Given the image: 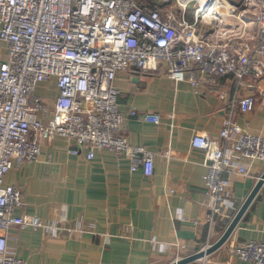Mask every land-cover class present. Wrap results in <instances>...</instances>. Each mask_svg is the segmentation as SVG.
Segmentation results:
<instances>
[{
    "label": "built area",
    "instance_id": "obj_1",
    "mask_svg": "<svg viewBox=\"0 0 264 264\" xmlns=\"http://www.w3.org/2000/svg\"><path fill=\"white\" fill-rule=\"evenodd\" d=\"M246 2L255 11L253 34L244 14L235 17V30L221 28L216 0L195 1V20L182 18L178 24L173 13L164 19L149 0H0V42L6 48L0 62V264H28L7 252L8 228L56 229L37 216L19 214L22 192L4 181L11 169L35 162L46 141L65 139L75 146L71 154L84 149L88 160L101 150L122 154L130 171L141 168L145 177L153 175L154 153L118 135L125 117L114 83L117 73L151 72L164 62L174 83L187 82L196 93L224 76L233 75L240 86L246 76L264 75V0ZM181 8L184 12L187 6ZM204 15L211 19L204 22ZM50 84L51 100L37 94ZM258 93L264 103V89ZM225 98L221 92L219 99ZM226 104L230 111L220 140L204 134L191 140L208 160L204 182L211 224L225 215L223 174L250 176L252 165L264 161V136L246 132L231 117L235 109L252 112L256 97L235 96ZM129 115L160 123L159 115L133 107ZM233 136L229 154L225 143ZM231 253L249 264H264V241H247Z\"/></svg>",
    "mask_w": 264,
    "mask_h": 264
},
{
    "label": "crops",
    "instance_id": "obj_2",
    "mask_svg": "<svg viewBox=\"0 0 264 264\" xmlns=\"http://www.w3.org/2000/svg\"><path fill=\"white\" fill-rule=\"evenodd\" d=\"M149 1L164 19L173 13L176 24L182 18L195 20V1L186 3L184 12L180 0ZM227 4L216 13L220 27L235 30V17L244 14L253 34L255 11L246 0ZM206 16L204 22L211 19ZM5 57L0 42V62ZM166 69L160 62L151 72L121 71L114 82L125 117L118 135L154 153L153 175L145 177L141 168L130 171V161L122 154L101 150L88 160L84 149L71 154L75 146L65 139L46 141L35 162L11 169L4 181L22 192L19 214L37 216L56 229L8 228L9 254L28 264H169L220 238L264 172V161L252 165L250 176L223 174L225 215L211 224L206 220L211 199L204 182L208 160L204 151L191 146V140L196 134L220 140L219 131L230 111L226 103L235 96L252 95L254 110L241 114L235 109L231 117L246 132L264 136V103L258 93L264 89V75L246 76L240 86L233 75L224 76L196 93L187 82L174 83ZM221 92L226 97L223 102ZM37 94L51 100L53 84L40 86ZM132 107L159 115L160 123L137 120L129 115ZM236 137L225 143L229 154ZM250 240L264 241V184L226 242L189 264H249L231 249Z\"/></svg>",
    "mask_w": 264,
    "mask_h": 264
},
{
    "label": "water",
    "instance_id": "obj_3",
    "mask_svg": "<svg viewBox=\"0 0 264 264\" xmlns=\"http://www.w3.org/2000/svg\"><path fill=\"white\" fill-rule=\"evenodd\" d=\"M263 184H264V172L257 179L255 186L253 187V189L251 190V192L249 193L247 198L244 200V202L242 203V205L238 209L237 213L232 218V220L229 223V225L227 226V228L224 230L223 234L220 236V238L216 242H214L212 245H210V246H208V247H206V248H204L198 252H195V253L187 256V257L181 258L180 260H177L175 262H171L169 264H189L193 261H196V260L203 258L204 256H206V255L214 252L218 248H220L226 242V240L229 238L230 234L233 232L234 228L236 227V225L240 221L241 217L243 216V214L245 213V211L247 210V208L249 207V205L251 204V202L253 201L254 197L256 196L257 192L259 191V189L261 188V186Z\"/></svg>",
    "mask_w": 264,
    "mask_h": 264
},
{
    "label": "bare ground",
    "instance_id": "obj_4",
    "mask_svg": "<svg viewBox=\"0 0 264 264\" xmlns=\"http://www.w3.org/2000/svg\"><path fill=\"white\" fill-rule=\"evenodd\" d=\"M191 1H196L198 4H200V5H204V3L207 1V0H180V2L183 4V5H185L186 3H189V2H191ZM228 2V1H227ZM227 2H223V1H220V0H216V4H217V7L215 8V12L217 11V12H219L221 9L219 8L221 5H223L224 4V6L225 7H228L229 5V3L227 4ZM190 12V11H189ZM189 14V13H188ZM218 14H220V13H218ZM193 15V14H192ZM210 15V14H209ZM208 16V15H207ZM206 16V17H207ZM209 17V16H208ZM219 18V17H218ZM208 20V19H207Z\"/></svg>",
    "mask_w": 264,
    "mask_h": 264
},
{
    "label": "rangeland",
    "instance_id": "obj_5",
    "mask_svg": "<svg viewBox=\"0 0 264 264\" xmlns=\"http://www.w3.org/2000/svg\"><path fill=\"white\" fill-rule=\"evenodd\" d=\"M220 1H223V2H224V0H220ZM220 9H221V10L226 9V7L224 6V4L220 6ZM216 12H217V11H216Z\"/></svg>",
    "mask_w": 264,
    "mask_h": 264
}]
</instances>
